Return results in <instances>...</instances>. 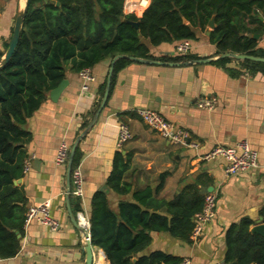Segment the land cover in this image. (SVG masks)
<instances>
[{
    "label": "crops",
    "instance_id": "1",
    "mask_svg": "<svg viewBox=\"0 0 264 264\" xmlns=\"http://www.w3.org/2000/svg\"><path fill=\"white\" fill-rule=\"evenodd\" d=\"M24 2L0 0L1 57L10 43L16 13ZM149 4L150 0H124L123 14L139 17ZM258 20L264 26L260 13ZM245 22L251 30L258 28L257 23ZM212 31L208 27L195 30L197 40L190 53L196 56L195 60L217 56L215 46L208 40L207 33ZM247 36L264 53V30ZM145 44L153 61L175 57V43L158 47ZM228 60L222 65L216 64L220 60L215 59L208 64L183 67L130 62L117 74L97 122L77 147L83 177L81 212L89 218L91 200L97 192H105L111 210L116 211L121 198L108 191L106 181L115 155L120 154L129 158L126 177L132 190L154 187L158 175L168 172L161 193L165 199L194 184L203 194L213 191L217 195L215 219L204 227L196 242L183 243L167 233H152L149 253L161 251L181 260L187 258L191 264H225L230 227L245 220L251 221L250 229L259 219L264 224V76L242 70L239 63L244 61ZM110 62L103 61L91 69L94 81L87 92L80 91L79 76L67 64L64 79L68 86L64 92L56 102L47 94L25 125L31 136L25 146L29 167L15 185L24 189L27 208L49 201L51 217L59 222L60 229L53 232L37 223L23 226L19 253L13 259L0 260V264H85L82 237L66 206V167L57 166L55 157L61 143L71 147L91 121L103 96L99 91L103 85L105 88ZM209 97L217 98L216 108L210 112L197 109L196 102ZM142 110L155 111L188 131L199 144L198 150L168 144L143 124L138 115ZM119 123L131 133V140L121 148L117 147ZM241 141L258 154L259 168L250 173L226 177L223 158L201 159L215 147L231 148ZM199 180L201 183L196 182ZM207 182L210 184L204 188ZM74 199L70 196L69 209L76 218ZM92 253L93 264H109L98 248L92 247Z\"/></svg>",
    "mask_w": 264,
    "mask_h": 264
},
{
    "label": "trees",
    "instance_id": "2",
    "mask_svg": "<svg viewBox=\"0 0 264 264\" xmlns=\"http://www.w3.org/2000/svg\"><path fill=\"white\" fill-rule=\"evenodd\" d=\"M123 4L124 0H30L18 45L8 64L0 70L2 261L17 256L21 247L17 236H23L27 198L24 189L14 182L23 177L28 160L25 146L31 136L25 125L47 94L65 78L67 64L78 74L103 61H111L116 55L153 60L145 42L151 47L182 41L194 43L195 30L204 31L212 17L215 28L208 40L215 46L217 55L264 57L256 42L247 36L264 30L258 20V13L264 17V0H150L139 17L124 15ZM125 20L138 22V28L134 29ZM245 20L249 24L257 23L258 28L249 29ZM195 59L196 56L187 55L159 60L178 63ZM229 62L223 59L215 63ZM128 64L126 60L115 63L110 91L117 74ZM239 65L250 74L264 76V64L244 61ZM99 92L102 96L104 85ZM80 160L77 149L72 169ZM128 165V157L115 155L106 181L108 191L121 198L116 211L111 210L105 192L92 197L88 218L92 246L103 252L109 264H179L182 260L172 255L147 252L151 234L167 233L191 244L194 216L202 210L206 194L194 184L165 199L161 193L168 172L158 175L154 187L132 190L126 177ZM209 184L204 183V188ZM72 203L79 212L80 201L74 199ZM250 227L248 220L230 227L225 264H264V238L251 234Z\"/></svg>",
    "mask_w": 264,
    "mask_h": 264
},
{
    "label": "built area",
    "instance_id": "3",
    "mask_svg": "<svg viewBox=\"0 0 264 264\" xmlns=\"http://www.w3.org/2000/svg\"><path fill=\"white\" fill-rule=\"evenodd\" d=\"M192 50V43L189 41H182L175 45V56L190 55ZM81 87V92H87L89 85L94 81L91 69H84L78 73ZM218 104L215 97L200 98L196 102L197 109L201 111H213ZM143 124L154 131L170 145L185 147L193 150H198L199 144L191 139L188 131L176 127L174 124L165 120L159 113L152 110H142L138 113ZM118 139L117 147L121 148L131 140V133L128 127L119 123L117 125ZM70 146L66 142H62L58 148L55 157V164L57 166L66 167L69 158ZM223 158L226 166L224 173L226 177H238L245 175L259 168L258 154L253 150L246 141L238 142L234 147H215L207 154L203 155V161H211L215 158ZM29 164L25 162L23 173L28 170ZM70 196L83 200V177L80 166H76L71 170L70 174ZM216 201L217 195L213 191L207 193L204 198L202 210L194 216V227L190 236L191 242H196L201 236L204 227L215 219L216 215ZM77 225L84 231L87 238H82V244L90 241V225L88 217L81 211L76 214ZM31 223H37L49 230L56 232L60 229V224L57 220L51 217L49 201L42 202L38 205L29 206L24 215V227ZM179 264H191L187 258L182 259Z\"/></svg>",
    "mask_w": 264,
    "mask_h": 264
},
{
    "label": "water",
    "instance_id": "4",
    "mask_svg": "<svg viewBox=\"0 0 264 264\" xmlns=\"http://www.w3.org/2000/svg\"><path fill=\"white\" fill-rule=\"evenodd\" d=\"M41 4H43V3H41ZM29 5H30V0H25L23 7L19 8L17 13H16L10 43H9L4 55L0 58V70L3 69L8 64L9 60L11 59L12 55L15 52V49H16L18 42H19L23 23H24V20L26 18V15H27V12L29 9ZM125 22L128 23L129 25H131L134 29L138 28V22L129 21V20H125ZM183 22L185 23L184 20H183ZM208 28L210 29V31L214 30V28H215L214 17H212L211 20L209 21ZM209 34L210 33L208 32L207 35H209ZM254 38H257V37L254 36ZM215 59L216 60L233 59L236 61H249V62L264 64V58L253 57V56H248V55H243V54H233V53L219 54L214 59H202V60H193V61H185V62H178V63H163V62L140 59V58L125 56V55H116L112 58L110 65H109L108 74H107L106 83H105V88H104V92H103V96H102V99L100 101V104H99L97 110L95 111L91 121L86 126V128L73 141V143L70 147L69 158H68V162L66 165V172H65L66 195H65V199H66L67 211H68V214H69L71 221L73 222V225H75L77 230L80 232L82 238H85V237L87 238V235L77 225L76 218L74 217V215H72V213L69 209L70 190H71L70 174H71V170H72V163H73L75 152L77 150L79 143L87 134H89V132L91 131V129L93 128V126L97 122L100 113L102 112V110L104 109V107L106 105L108 95H109V91H110L111 78H112L115 63L118 60H126L129 62L144 64V65H151V66L155 65V66L183 67V66H194V65L208 64V63L213 62ZM67 86H68L67 80L63 79L55 89L51 90L48 93L49 99L53 102H56L58 100V98L61 96V94L64 92V90L66 89ZM18 182H19V180H17V182H14V184H16ZM211 190H212V188L209 189V191H211ZM261 222H262V219H259V221L257 223H255V225L250 229V233L259 235V236L264 238V224H262ZM17 237L19 238L20 236L18 235ZM92 247L93 246H92L90 241H86L85 243H83V253L85 255V260H84L85 264H93ZM230 264H236V263H230Z\"/></svg>",
    "mask_w": 264,
    "mask_h": 264
}]
</instances>
